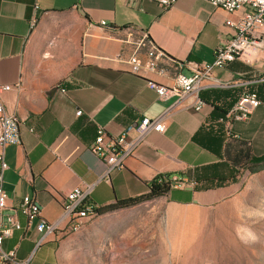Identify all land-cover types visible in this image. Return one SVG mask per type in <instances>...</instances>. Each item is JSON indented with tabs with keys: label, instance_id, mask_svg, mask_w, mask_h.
<instances>
[{
	"label": "crops",
	"instance_id": "0c3cea01",
	"mask_svg": "<svg viewBox=\"0 0 264 264\" xmlns=\"http://www.w3.org/2000/svg\"><path fill=\"white\" fill-rule=\"evenodd\" d=\"M159 1L0 0V86L9 87L0 102L19 119L20 134L19 144L5 148L1 184L7 194L2 218L20 228L2 250H13L17 261L59 264L61 250L78 234L64 232L67 221L47 236L35 222L27 225L17 211L24 196L54 224L75 188H90L87 202L97 209L143 196L165 175L192 186L171 187L160 198L174 208H195L249 172L245 158H264V46L250 61L247 52L216 69L225 86L201 90L199 110L194 95L163 99L147 87H172L177 73H190L188 63H211L214 49L233 35L229 23L244 10L227 13L204 0H174L164 9ZM249 91L257 93L258 108L245 121L228 120ZM144 118L161 120L164 132L143 136L124 167L103 178L105 165L89 150L97 131L133 139Z\"/></svg>",
	"mask_w": 264,
	"mask_h": 264
},
{
	"label": "rangeland",
	"instance_id": "374dc122",
	"mask_svg": "<svg viewBox=\"0 0 264 264\" xmlns=\"http://www.w3.org/2000/svg\"><path fill=\"white\" fill-rule=\"evenodd\" d=\"M226 186L195 208L157 197L91 214L59 264H264V169Z\"/></svg>",
	"mask_w": 264,
	"mask_h": 264
},
{
	"label": "built area",
	"instance_id": "2783aa9c",
	"mask_svg": "<svg viewBox=\"0 0 264 264\" xmlns=\"http://www.w3.org/2000/svg\"><path fill=\"white\" fill-rule=\"evenodd\" d=\"M174 0H160L159 5L164 9L169 7ZM212 6L219 8L227 13L243 9V14L237 21L229 23L233 30V35L222 40L213 51V61L208 64L188 63L190 73L188 75L177 73L174 77L172 87L165 88L153 82H148L147 87L153 90L159 98L170 99L172 97H185L189 95L196 96V110L202 106L198 99V93L207 87H224L214 77L216 69H222L230 62L245 57L247 52L252 54L250 61L262 50L264 46V0H204ZM33 24V22H32ZM104 25V23H101ZM133 63V69H137V64ZM150 69H154L151 66ZM162 70H158L161 73ZM8 86H0V91L8 90ZM260 100L255 91H249L241 94L232 108L227 112L226 117L232 121H245L258 108ZM81 112H76L79 115ZM137 132L136 138L127 139L122 134L117 137H109L102 128L97 131V136L89 146L90 152L94 154L105 165L103 178L113 170H120L124 167V162L129 158L135 147L142 140L143 136L151 131L162 133L165 128L161 120H150L144 118L139 124L135 125ZM20 143L19 119L15 114L6 112L0 102V264H28V261H17L14 251L5 252L2 250V242L5 238L12 235L15 229L20 225L11 217L3 220L1 212L5 208L7 194L2 188V172L7 168L4 160L5 148L9 145ZM161 181V179L159 180ZM170 188H187L192 183L188 180H182L177 177H168ZM90 188H75L69 191L63 198L62 216L60 222L50 224L40 217V207L30 196H24L21 199L17 211L26 218L27 225L35 222V228L38 232L47 235H54L59 229V223L67 221L64 229L66 233L79 232L86 220L92 218V204L87 202ZM42 240L37 242L39 245Z\"/></svg>",
	"mask_w": 264,
	"mask_h": 264
},
{
	"label": "trees",
	"instance_id": "16d2710c",
	"mask_svg": "<svg viewBox=\"0 0 264 264\" xmlns=\"http://www.w3.org/2000/svg\"><path fill=\"white\" fill-rule=\"evenodd\" d=\"M245 160H246L245 165H249L247 169L251 174L257 173L264 169V158L256 162H250L248 161V158H245ZM231 162L235 165H243L240 164L241 163L240 158H232ZM166 178H168V176L165 175H159L156 178H154V180H152L148 184V193H146L143 196L117 201L115 204L103 208H97V209L94 208L92 214L101 215L109 210H116V209L130 207L144 200H151L157 197L164 196L170 190L169 182L164 181ZM160 179L161 181H159Z\"/></svg>",
	"mask_w": 264,
	"mask_h": 264
},
{
	"label": "bare ground",
	"instance_id": "6f19581e",
	"mask_svg": "<svg viewBox=\"0 0 264 264\" xmlns=\"http://www.w3.org/2000/svg\"><path fill=\"white\" fill-rule=\"evenodd\" d=\"M93 209H94V208H93V207H91V214H92V211H93Z\"/></svg>",
	"mask_w": 264,
	"mask_h": 264
}]
</instances>
